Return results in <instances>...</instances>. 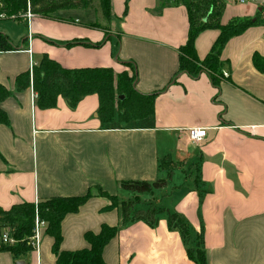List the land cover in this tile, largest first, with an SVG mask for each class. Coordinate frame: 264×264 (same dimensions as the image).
I'll return each instance as SVG.
<instances>
[{
	"label": "crops",
	"instance_id": "obj_1",
	"mask_svg": "<svg viewBox=\"0 0 264 264\" xmlns=\"http://www.w3.org/2000/svg\"><path fill=\"white\" fill-rule=\"evenodd\" d=\"M223 2L221 24H252L225 44L227 75L217 88L205 72L175 78L189 17L174 0H110L107 20L95 4L29 19L25 13L0 17V35L13 48L0 50V83L9 91L0 102L7 117L0 123V210L91 190L61 220V251L88 248L84 234L106 224L118 227L102 250L107 264H197L179 231L168 228L167 211L155 227L141 220L121 224L117 205L137 198L136 209L151 203L182 215L190 241L201 237L206 264H264V70L252 59L264 56V4ZM218 35L217 28L200 31L194 40L199 59ZM43 56L66 69L108 67L134 75L138 92L157 94L153 116L102 124L96 94L73 108L63 95L54 107L39 108L32 86L18 90L15 79ZM194 126L206 128L199 144L181 131ZM164 162L173 166L165 176ZM167 176L147 193L120 186ZM3 230L0 264L37 263L33 251L17 260L2 250ZM40 241L39 264H55L54 241L44 229Z\"/></svg>",
	"mask_w": 264,
	"mask_h": 264
},
{
	"label": "trees",
	"instance_id": "obj_2",
	"mask_svg": "<svg viewBox=\"0 0 264 264\" xmlns=\"http://www.w3.org/2000/svg\"><path fill=\"white\" fill-rule=\"evenodd\" d=\"M187 9L189 29L186 43L178 51L179 73H186L194 77L205 72L211 84L216 88L221 80L222 68L226 64L221 60V53L227 41L244 31L252 24L248 19L232 20L223 25L220 22V13L224 6L223 0H174ZM94 4L101 10L103 18H109L110 0H0V15L3 17H19L28 9L32 14L49 16L58 9L66 8H93ZM206 16V20H204ZM217 28L219 35L212 44L211 51L199 59L194 46V40L201 30ZM74 42H69L73 44ZM68 44V45H69ZM13 49L6 38L0 35V50ZM255 67L264 70V56L252 57ZM18 90L32 86L36 96V105L39 108L55 106L58 95H63L68 106L73 108L87 94L98 96L97 116L102 124L113 121L128 123L130 120L145 119L154 114V99L157 94H142L135 89L134 75L128 77L126 72H115L108 67L80 69H66L58 63L49 60L46 56L35 65L32 70L18 75L15 79ZM9 91L0 83V102L7 98ZM7 121L6 113L0 108V123ZM169 176V175H168ZM149 181H123L122 189L131 193H147L153 189L161 188L168 179ZM104 192L98 189V195ZM93 192L89 190L82 196L52 197L35 203H20L8 210H0V228L8 232L14 243L2 242L1 249L8 250L12 256L18 258L32 251L30 238L33 233L35 215L45 223L44 230L53 238L52 252L56 256L55 264H107L103 260L102 250L111 238L118 232V227L103 225L98 233L87 232L84 239L89 247L76 251L60 250L61 220L68 213L76 210L86 202ZM133 200H124L119 203L121 224L141 220L151 227L158 223L160 215L166 212V223L171 230L179 231L180 237L186 245L188 258L197 264H206L205 250H203L201 237L195 236L191 242V228L184 217L178 212H170L164 208H157L151 203L144 208L136 209ZM116 205L115 199L113 200ZM193 245H195L193 247Z\"/></svg>",
	"mask_w": 264,
	"mask_h": 264
},
{
	"label": "built area",
	"instance_id": "obj_3",
	"mask_svg": "<svg viewBox=\"0 0 264 264\" xmlns=\"http://www.w3.org/2000/svg\"><path fill=\"white\" fill-rule=\"evenodd\" d=\"M227 2L230 1L232 3H236V4H246V3H253V4H264V0H226ZM32 13L29 11V9L25 12V16L27 19H29L31 17ZM0 17H3V15H0ZM28 39L30 40V35L28 34ZM224 75H227L224 73ZM181 131H184V133L187 135V138L190 142L194 143V144H199L200 142H202L205 138L206 134V128H202V127H189L186 129H182ZM33 233L32 236L30 238V242H32V251L36 253L37 256V263L35 264H39V256H38V252H39V247H40V237H41V232L42 230L45 228V223L43 221H40L38 219V216L35 215L34 218V225H33ZM1 241L2 242H10L11 244L14 243V241L9 238L8 236V232L6 230H3V233L1 235Z\"/></svg>",
	"mask_w": 264,
	"mask_h": 264
},
{
	"label": "rangeland",
	"instance_id": "obj_4",
	"mask_svg": "<svg viewBox=\"0 0 264 264\" xmlns=\"http://www.w3.org/2000/svg\"><path fill=\"white\" fill-rule=\"evenodd\" d=\"M163 164H165V166H164V174H163V175L165 176V173H168V174H169V173L171 172V170L173 169V166H172V165L170 166L169 164H167V163H165V162H164ZM176 179H177V178H176ZM176 179H175V180H176ZM155 194H156L157 197H159V196L161 195L159 192H156ZM194 246H195V245H193V247H194Z\"/></svg>",
	"mask_w": 264,
	"mask_h": 264
},
{
	"label": "water",
	"instance_id": "obj_5",
	"mask_svg": "<svg viewBox=\"0 0 264 264\" xmlns=\"http://www.w3.org/2000/svg\"><path fill=\"white\" fill-rule=\"evenodd\" d=\"M206 16H204V20H206ZM16 264H25V261L24 260H18V262Z\"/></svg>",
	"mask_w": 264,
	"mask_h": 264
}]
</instances>
